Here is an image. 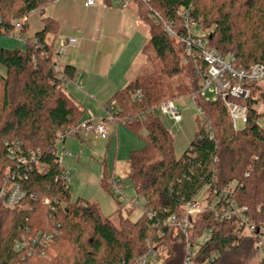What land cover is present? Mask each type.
<instances>
[{"label":"trees","instance_id":"trees-1","mask_svg":"<svg viewBox=\"0 0 264 264\" xmlns=\"http://www.w3.org/2000/svg\"><path fill=\"white\" fill-rule=\"evenodd\" d=\"M120 1L134 4L138 20L147 27V42L140 54L150 73L117 91L105 112L114 103L110 112L114 124L128 127L144 141L143 149L129 153L126 178L143 199L141 215L132 222L119 214L115 226L95 204L79 198L72 201L69 189L64 188V168L55 153L57 136L78 128L83 109L66 92V84L73 83L77 74L75 68L66 65L57 70L52 60L53 49L45 43V35L55 33L56 24L45 17L42 31L23 42L24 50H0L5 70L0 76V191L15 183L25 194L14 208L0 202V264H134L156 244L168 251L161 264H182L187 241L192 245L207 229L211 238L198 248L196 263L218 253L214 264L250 259L264 264V128L257 122L264 117L257 110L264 108V89L252 84L248 99L231 100L247 108L244 126L236 131L220 99L194 98L200 114L198 130L179 158L174 155L173 137L154 110L176 97L169 93L166 81L180 75L183 66L193 80V92L205 70L195 50L169 37L164 25L183 35L185 17L206 33L207 48L234 58L235 68L264 66V0ZM53 2L0 0V35L11 36L16 21ZM148 10L157 13L161 22L154 23ZM137 92L139 97H135ZM20 155L26 164L18 162ZM39 166L45 172L38 171ZM114 180L103 174L99 182L113 197ZM231 185V201L246 207L250 222L262 226L259 235L239 236L235 218L219 222L209 210L191 219L186 232L161 225L169 215L179 218L181 207L201 192L211 201L213 190L221 193ZM117 204L122 207L121 202ZM148 211L155 217L149 219ZM54 231H58L57 256L46 262L39 256L41 247L32 248L31 241ZM21 238L27 240V250L16 249Z\"/></svg>","mask_w":264,"mask_h":264},{"label":"built area","instance_id":"built-area-1","mask_svg":"<svg viewBox=\"0 0 264 264\" xmlns=\"http://www.w3.org/2000/svg\"><path fill=\"white\" fill-rule=\"evenodd\" d=\"M139 1L145 4L148 0ZM94 5L95 0H84L83 2V6L87 9L93 7ZM127 5V1H122L120 3V6L122 8H125ZM148 11L149 16L153 19L154 23L161 22V18L157 13L150 10ZM183 20L184 28L186 31L185 34L177 35L173 33V30L168 25H164V31L169 37L176 38L189 50H195L197 58L203 62V65H205V70L202 71L201 80L198 83V89L195 93H193L192 99H194L195 96L204 98L205 91L210 90L215 96L212 101L220 99L223 102V107H225L228 112L233 130H239L237 127V123L238 121H242L244 126L247 115V108L243 105L236 104L231 100L237 99L244 101L248 99L250 95V89L248 86L252 84L264 83V66L256 64L246 70L235 68V60L231 55L221 57L215 52V50L207 48L204 39L200 37L194 38L195 35H193V33L191 32V25L195 26V24L185 17ZM23 25L24 20L16 23L14 25V29L12 30V35H19ZM75 44L76 42L73 38L62 40L59 43V50L57 51V55L62 56L67 47H74ZM135 97H139L138 92L135 94ZM113 106L114 103H112L108 107V113L106 114L105 118L95 123H80L77 129L70 132L58 134V141H62L63 139L65 140V138L68 136H79V134H83L85 136L94 134L100 139L105 140L110 130L108 125L114 124V118L110 113L111 111H113ZM154 110L158 114L160 113L161 115L168 116L176 125L179 124L178 122H180L181 120V115L173 106L172 101L164 102L157 106ZM9 153V158L12 159L15 154L13 147H11ZM65 154L66 153L64 152V150H61V155ZM57 157L58 164L63 167L60 162V157ZM16 158L18 159V162L20 164H26L27 162L25 156L20 155ZM32 160L33 158L30 157V161ZM45 169L46 168L44 166H39L38 171L45 172ZM63 181L65 190L69 189L68 183L70 182V174L65 170V168L63 173ZM116 183L117 182L115 180L112 181L114 195L117 194V188H119ZM233 188L234 185H231L221 193H217L215 190H213L215 198L211 201L208 200L207 194L201 192L200 194H204L203 198L199 199V194L196 198L194 197V199L186 202L183 207H181L182 212L179 218H177L175 215H169L160 223L163 227H176L178 229H181V231L186 232L190 227L191 219L201 215L206 210H209L214 214L215 219L219 222L228 221L232 218H235L239 236H250L254 233L259 235V231H262V226L257 227L250 222L247 216L246 207H239L237 203L231 201L230 195L232 194ZM24 197V192L15 183H12L10 186H6L0 191V202L5 208H14L21 203ZM141 207L142 205L140 206V208ZM147 216L149 219L155 217V215L149 211L147 212ZM156 226H158V224H156ZM56 227H58V225ZM210 234H212L211 230L207 229L203 231L197 239H195L192 245L187 241L186 253L182 264H214L215 260L219 257L218 253L213 254L210 258L204 261L197 263L195 262L198 248L210 240ZM57 236L58 231L40 236L31 241V247L34 248L40 246L41 248L40 250H38L39 256L41 258H44V255H46L50 245L55 242L54 240ZM27 244V240L21 238L20 241L16 242L15 247L19 250H27ZM261 244L262 241L258 236L257 245L261 246ZM167 254L168 251L165 245L156 244L153 245L152 249H149L145 255L135 259L134 264H150L159 259V255H163L164 257H166Z\"/></svg>","mask_w":264,"mask_h":264},{"label":"rangeland","instance_id":"rangeland-1","mask_svg":"<svg viewBox=\"0 0 264 264\" xmlns=\"http://www.w3.org/2000/svg\"><path fill=\"white\" fill-rule=\"evenodd\" d=\"M40 15V12H36L30 14L27 17L29 23L26 34L23 29L19 35H0V50H14L18 48L19 50H24L25 46L23 42L26 38L33 37V33L35 31L33 29H35L36 21L38 22L40 20ZM20 21L21 20L16 21V23ZM142 28L144 27L142 26ZM144 30L147 31L146 28ZM191 32L193 35L202 39H204L203 36L206 34L200 29V27L196 25H191ZM49 37L52 38V36ZM53 60L56 62L55 57ZM59 67L61 68V65ZM146 67V71L142 76L150 73V67L147 61ZM183 68L184 70L180 75L166 81V86L169 90V93L176 96L172 100V103L181 115V120L178 122L179 124L176 125L168 116L161 115L160 113L158 114V118L162 123V126L171 134L174 139V155L176 158H179L183 154L190 142L193 140L194 135L198 130L197 119L200 118L198 109L194 105L192 99V95L195 93L192 91L193 80H191L190 74L185 70L184 66ZM4 75L5 70L0 65V76ZM260 87L264 89V83H261ZM71 91L72 90H66V92L70 94L74 100H77V96L75 97L73 94H71ZM181 92H185L186 94L182 96L177 95ZM83 94L88 100H85V103L82 104L85 111L83 112L80 123H95L99 121L95 119L100 117L98 109L102 110L105 99L108 101L110 98H106V96H103L99 91H97V94L95 92L88 93L83 91ZM196 97L197 96L194 98ZM214 97L215 96L213 92L210 90L205 91V100L212 101ZM257 110L264 114V108L261 106L258 107ZM105 117L106 112L105 115H102V118ZM257 122L261 128H264V117H262ZM237 127L238 129H242L243 122L238 121ZM110 128L112 133L111 135L108 134L105 140L100 139L94 134L82 136V139L84 140L81 141L74 137L77 135L66 137V141L63 139L62 141L66 142L67 149L70 151L71 155H61L62 141L60 140L56 144V149L60 157L61 164L70 174V182L68 183V187L71 200L74 201L79 198L95 204V206L98 207V211H100L101 215L103 217L109 218L113 225L117 226L119 214L122 215V217H128L132 222H135L137 219H139L141 215L140 205L143 204V199L135 194L132 186L129 182H127L126 178L129 173V153L133 151H140L143 149L145 144L139 135H136L128 127L120 125V123L112 124L110 125ZM109 139L112 140L110 146ZM69 151L65 153H69ZM103 174H106L108 177L112 175L115 181L120 183L119 188H117V194H115L114 197L112 196V193L103 189L99 183ZM115 196L118 197V200H116ZM203 196L204 194H200L199 199L203 198ZM117 201L122 203V207L118 206ZM54 245L55 243L50 245L46 255H44V261L51 262L55 260L57 253ZM159 256V259L150 264H161V261L166 257L163 255ZM239 263L256 264V261L255 259H250L249 261L241 260Z\"/></svg>","mask_w":264,"mask_h":264},{"label":"crops","instance_id":"crops-1","mask_svg":"<svg viewBox=\"0 0 264 264\" xmlns=\"http://www.w3.org/2000/svg\"><path fill=\"white\" fill-rule=\"evenodd\" d=\"M83 2L84 0L54 1L40 12V20L36 21L33 36L42 31L45 17L55 22V33L46 34L45 43L53 49L52 60L55 57L56 62H53L58 70L70 65L78 73L73 83L66 84V90H72L71 94L77 96L75 101L84 112L82 104L88 99L83 91L96 94L99 91L111 99L117 91L144 74L146 60L140 53L147 42L148 32L144 30L147 27L138 20L132 3L122 8L120 0H98L93 7L87 9ZM28 23L26 18L23 25L25 34ZM70 38L76 42L75 46L67 47L63 56L57 55L59 43ZM108 101H104L103 112L98 109L100 117L95 120L103 119ZM108 126L111 135L110 125ZM82 136L85 135L74 137L81 141L84 140ZM109 140L110 146L112 140ZM65 141H62L61 150L68 152ZM68 154L71 155L70 151L65 155ZM56 155L59 156L57 149Z\"/></svg>","mask_w":264,"mask_h":264}]
</instances>
